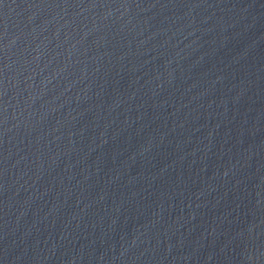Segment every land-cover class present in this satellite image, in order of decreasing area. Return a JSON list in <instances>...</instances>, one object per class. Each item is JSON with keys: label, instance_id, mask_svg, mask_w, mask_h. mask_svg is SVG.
<instances>
[{"label": "water", "instance_id": "95a60500", "mask_svg": "<svg viewBox=\"0 0 264 264\" xmlns=\"http://www.w3.org/2000/svg\"><path fill=\"white\" fill-rule=\"evenodd\" d=\"M0 264H264V0H0Z\"/></svg>", "mask_w": 264, "mask_h": 264}]
</instances>
